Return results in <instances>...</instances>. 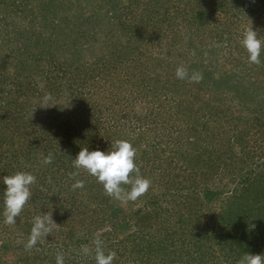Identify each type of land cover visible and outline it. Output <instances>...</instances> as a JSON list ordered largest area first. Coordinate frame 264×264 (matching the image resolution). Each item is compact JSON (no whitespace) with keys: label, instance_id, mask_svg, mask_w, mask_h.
Listing matches in <instances>:
<instances>
[{"label":"trees","instance_id":"obj_1","mask_svg":"<svg viewBox=\"0 0 264 264\" xmlns=\"http://www.w3.org/2000/svg\"><path fill=\"white\" fill-rule=\"evenodd\" d=\"M98 1L81 0L87 11L68 8L70 17L56 19L62 0H0V231L13 226L4 222L3 177L36 176L15 223L26 239L16 248L1 242L0 264H56L58 255L96 264V239L116 253L113 264H238L247 252L264 253V52L249 63L237 21L211 33L222 0L211 10L195 9L196 0H148L161 28L150 15L136 24L138 0ZM260 11L251 12L264 19ZM127 33L132 43L112 44ZM140 41L159 51L143 52ZM180 66L188 77H177ZM121 139L136 148L149 189L122 202L80 169L84 188L73 190L80 149L111 150ZM43 212L53 215L52 231L28 248ZM9 252L14 258H4Z\"/></svg>","mask_w":264,"mask_h":264},{"label":"clouds","instance_id":"obj_2","mask_svg":"<svg viewBox=\"0 0 264 264\" xmlns=\"http://www.w3.org/2000/svg\"><path fill=\"white\" fill-rule=\"evenodd\" d=\"M242 46L248 52L249 63L260 64L261 55L264 52V39L251 26L243 33ZM176 75L180 79L188 77V70L184 66H180L176 70ZM193 81H199L202 76L199 73H193L189 77ZM53 154L49 153L44 158L45 164L53 161ZM136 148L128 140H116L111 150H102L96 148L89 150V147L81 148L73 160V167L77 170L70 174V178L74 179L71 185L73 190L84 188V180L76 179L79 176V170L83 169L88 174L96 177L97 181L103 185L107 195L122 202L135 201L143 195L150 187L151 181L140 174L139 167L136 163ZM134 174V175H133ZM36 182V176L28 171H17L3 177L4 185V222L7 224H15L16 218L19 217L26 203L32 196L31 185ZM123 185H131L127 190ZM52 213L43 212L33 219L28 248L33 247L42 238H46L52 231L54 224ZM95 261L96 264H113L116 253L105 252L103 241L96 239L94 241ZM85 253L91 250L84 248ZM56 264H64L62 255L57 256ZM238 264H264V253L253 254L245 253Z\"/></svg>","mask_w":264,"mask_h":264},{"label":"rangeland","instance_id":"obj_3","mask_svg":"<svg viewBox=\"0 0 264 264\" xmlns=\"http://www.w3.org/2000/svg\"><path fill=\"white\" fill-rule=\"evenodd\" d=\"M62 1H63V5H62L63 7H61V9H59V8L57 9L59 11L57 12V15H56L57 18L56 19H58V17H61V15L70 17L73 14V11H71V12L67 11L66 9H68V8H72L73 10H79L78 8L81 7L85 11L88 10V6H86V2L82 3V5L79 4V2H81V0H62ZM222 1H223L222 4L224 6L223 8L225 10L224 11H221V9L218 10L217 13H216V16H214V19L210 21V22H212L211 25L208 26V27H210V31H211L212 34L215 32V30L213 28L223 29L224 25H227L229 21L233 22V23L237 21V23H239L238 27L234 26V28L236 30L238 29V31H237L238 34H243L244 31L246 29L250 28L251 26L253 28L254 27L256 28L258 26V24H260V26H258L255 29L256 31L259 30V28H264V25H263L264 24V19L263 18H259L256 14H253L251 12V11L255 12V10H258V9L261 10L260 11L261 13L264 12L263 11L264 8L262 7L263 3L260 2V0H258L259 2L257 1L258 3L256 5H255L254 1H253V3H251V0H222ZM238 1H240V2L250 1V4L248 6H246L245 8H239V11H238L237 8H234L236 6V4L238 3ZM213 2H214V0H203L201 2H198V0H196V1L193 2L194 3L193 6H194L195 9H199L201 7H204V9H206V10H211ZM184 6L185 5L183 4L182 5L183 8H181V9L185 10L186 6L185 7ZM131 9H132V11L135 12V20H137V22H136L137 25H139V23L141 22V20H139L140 16L144 17V15H150L151 16L150 19H152V20H151V22L149 20V24L151 23V27L153 28L155 26L154 28H158V27L161 28V23L159 24L158 22H156L157 19H159V17H158L157 14L154 13L155 9L152 8V5L149 6L148 0H140V1L138 0V2L134 3V5H133V7ZM62 10L64 11L63 13H61ZM187 10L189 11V8H187ZM221 12H226V13H221ZM231 12H232V14L235 13V17H233L231 15ZM87 14L88 13H86L85 15H87ZM230 16H232L233 19H231ZM75 18L77 19V16ZM17 22L19 23V21H17ZM42 23L43 22L40 21V18L36 19V22H35V24H36L35 26L36 27H35L34 30H37V27H38V29H40V26H42ZM255 23L257 25H255ZM20 24H22V21H20ZM164 27H165L166 30H169V33L171 31H176V29H178L175 26L173 28L172 27L170 28L169 24H165ZM206 28H207V26L205 25V29ZM138 30L139 29L137 28V31ZM210 31H207V32H210ZM63 32L66 33V31H64V30H63ZM261 32H262L261 36H263L262 34L264 33V31H261ZM117 33H119V32H117ZM35 35H37V34H35ZM113 39L114 40L112 41V44L114 46H118L120 43L123 44V45H126L128 42L132 43L135 40L134 37L130 38V33H127V35L124 34V35H122V37H119L118 35H116V36L113 37ZM187 43H188V38H186L185 41H183V40L181 41L180 46L182 47V49H181V52H178L177 54H179V53L182 54L184 51L185 52L187 51V49H188ZM137 45H138V47H140V49L143 48V52H145L148 49L147 47H150L149 51L152 50V49L153 50H157L158 49L157 48L158 46L154 45L153 43L152 44H148V45L147 44L141 45V41H140ZM110 47L112 49V45ZM120 47H122V46H120ZM113 50H114V48H113ZM189 50H191V49H189ZM158 51H159V49H158ZM0 52H2V49L0 50ZM9 52H10V50H8V49L3 50L4 54H8ZM174 58L175 57H173V59ZM175 60L176 61H181V58L180 57L179 58H175ZM182 62H184V61H182ZM13 70H14L13 68L9 67L6 71L8 73H12ZM33 79L34 80H38L39 78H38L37 75H35L33 77ZM139 108H137V109L139 110ZM18 228H19L18 224L17 225L13 224L12 228L10 229L12 233L8 232V228H4L3 230H1L0 231V244L3 241H9V242L10 241H14L16 243L15 244L16 245L15 248H16L19 243L25 241L26 238L24 240H22L21 239V235L18 234ZM107 230H108L107 227H103L99 232H104V231H107ZM133 230L134 229L128 230V231H126V230L119 231L118 236L123 237V234L130 233L131 231L133 232ZM107 232H109V231H107ZM29 237H28V239H29ZM47 248H49V246H47ZM11 257L14 258L13 257V253H11V252H9L6 256H4V258H7V259H9Z\"/></svg>","mask_w":264,"mask_h":264}]
</instances>
